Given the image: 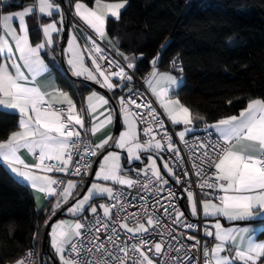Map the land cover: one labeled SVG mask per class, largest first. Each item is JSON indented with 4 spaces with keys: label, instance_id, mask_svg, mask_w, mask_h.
<instances>
[{
    "label": "snow or ice",
    "instance_id": "1",
    "mask_svg": "<svg viewBox=\"0 0 264 264\" xmlns=\"http://www.w3.org/2000/svg\"><path fill=\"white\" fill-rule=\"evenodd\" d=\"M126 3L127 0L114 3L95 0V7H89L80 0H76L75 14L101 39H104L106 38V19L109 16L119 19L120 10L125 8ZM59 7L53 0H38V3L23 7L21 11L0 16V26L4 33L0 35V56L6 57L5 62L0 63V107L19 114L18 130L11 132L7 139L0 140V163L16 177L30 183L33 189L45 193L46 197L57 196V203L52 210L53 215L56 209L61 207V199L65 203L68 202L77 184L69 180L61 190H58L54 186L63 185L64 182L53 178L48 173H68L74 153L79 154L80 159L73 165L72 175H80L82 169H90L91 163L84 162L85 158L96 157L110 142L115 148L127 150L129 162L140 160L139 153L142 151L153 150L159 155L165 148L174 153L181 163L183 162L179 149L175 146L172 136L164 129V123L160 120L156 109L151 104H139L134 99L125 102L123 97L120 103L126 130L118 133L117 136H108L95 146L90 143L83 144L81 152V133L77 130V126L83 129L84 120L77 112L72 98L67 92L59 88H51L50 85L45 87L37 80L38 77L49 72L48 64L41 57V50L46 45L52 44V34L61 29L57 28L56 22L43 25L44 41L33 45L29 39V29L25 19L33 13L35 8H38L39 13L51 16L53 10L58 11ZM14 20L19 22V31L13 25ZM62 22L63 17H61ZM88 39L91 47L86 51L91 63L95 66L94 71L85 67V50L81 49L76 38L72 37L68 49L71 57L67 63L73 75L84 76L101 83L94 74L98 73L99 77L103 78L101 87L109 90L116 87L111 82L113 76L120 78L121 81L131 82L132 77L118 63L115 67L119 68V71L107 72L102 69L99 61L107 60V57L103 55L104 50L92 37ZM17 54L19 62L15 58ZM117 54L123 55L118 50ZM127 59L125 57V60ZM158 59L159 56L152 60L154 70L145 82L171 123L184 125L183 130L175 135L188 148L195 175L201 177L198 187L202 192L207 188L220 193L213 199L200 202L204 217H224L229 221L255 220L261 225L260 234L264 235V99H251L239 115H231L219 119L214 124H206L205 131L208 134L205 139L201 141L197 138L193 145H189L185 137L193 131V115L190 109L178 99L170 98L169 87L175 85L177 80L168 73H158L155 70ZM9 60L10 65L7 62ZM108 63L111 65L113 61L109 60ZM175 64L176 61H173L174 66ZM10 67L15 70L14 73L10 71ZM127 67L132 69L135 65L129 62ZM52 68L57 75L62 71V68L54 62ZM23 69L27 70V74ZM161 82H164L167 87L158 88L156 85ZM49 88L51 90H48ZM129 91L131 92V89ZM88 101L89 113H95L97 108L108 103L103 96H98L95 92L88 97ZM54 104H60L62 107L54 108ZM130 104L135 105L136 109L145 108L146 112H133L128 107ZM140 121L146 125L143 132L148 137L143 143L140 142L137 134V123ZM112 122L111 113L105 116L104 120L94 117L92 127L87 131L95 135L100 128ZM153 125L163 132L161 139H156ZM213 133L216 135L215 140L211 138ZM22 150L32 154L35 163H26L20 155ZM147 159L148 165L141 170L148 177L147 182L122 175L121 156L114 151L108 152L103 157L100 170L95 173V176L98 180L111 181L113 184L128 188L140 186L145 192L158 195L163 191V185L168 184V180L161 175L157 161L151 155ZM163 167L169 175H175L167 161L164 162ZM206 169H213V171L209 175ZM139 174L138 172L137 175ZM187 174V172L184 173V175ZM154 183L157 187L153 189ZM176 183H180L178 177ZM185 191L191 207V215L197 216L198 201L191 190L185 189ZM204 195L207 197L211 193L204 192ZM96 196L107 197L116 202L99 206L103 210V219L97 214V207L89 204V201ZM174 198L175 193L169 191L167 199L171 201ZM142 199L146 201V197ZM124 200L123 192L114 191L112 187L93 183L87 189V195L78 200L68 211L73 215H81L87 205L94 215V221L91 223H82L80 220L61 221L52 226V247L58 254L61 264H129V261L131 264H157L153 256L159 259V264H190L193 258L188 252L184 253L186 262L183 258L171 257L164 251L163 235L160 242H152L151 245L149 240L144 238V234L161 226V219L156 215L155 206H153L154 210L149 212L145 203L140 206V213H127L121 217L120 212H126L128 206ZM156 203L160 204L159 200ZM160 207L165 215L172 218V223L196 229L195 224L184 222V213L175 204L170 203L168 206L160 205ZM113 209L117 210V220H112ZM141 216L146 223L141 222ZM106 221H111V224ZM129 221L132 222V226ZM117 225L119 229L132 234L129 239L139 236L138 242L129 245L126 240L121 241ZM82 230L90 235L85 236ZM101 231L110 233L106 242H100ZM256 232V229L249 227L225 228L217 219L211 227L204 228V235L214 237L216 243L210 248L207 246L203 248L202 264H237V261L240 264H264V242H257L254 239ZM167 234L171 235V232ZM188 239L196 241L192 248L200 245V240H197L195 236H188ZM107 245H111V248ZM174 250L180 253L181 248ZM66 251L75 255L65 256ZM148 253H152V256ZM30 258L31 253L17 260L15 264H29ZM197 264H200L199 260Z\"/></svg>",
    "mask_w": 264,
    "mask_h": 264
},
{
    "label": "trees",
    "instance_id": "2",
    "mask_svg": "<svg viewBox=\"0 0 264 264\" xmlns=\"http://www.w3.org/2000/svg\"><path fill=\"white\" fill-rule=\"evenodd\" d=\"M80 2L91 7L95 0ZM34 3L36 0L12 2L4 5L2 12ZM66 3L72 15L76 0ZM56 18L53 15L40 23ZM40 23L35 17L30 20L33 44L43 40ZM105 27L109 39L115 41V51L122 53L124 60L133 58L137 76L147 78L154 70L152 60L159 56L156 70L183 77V84L173 95L190 109L198 132L206 124L239 115L249 100L264 99V0H127L119 19L108 18ZM61 36L53 51L57 64L47 56L50 67L53 62L60 66ZM173 61L180 65L181 72H174ZM55 74L61 88L71 92L78 105L86 93L93 91L72 81L63 69ZM113 96L117 100L119 95ZM18 117L0 109V140L18 129ZM52 204L39 212L28 186L16 181L0 164V264H15L27 248L39 246ZM257 234L259 240L264 239L260 232ZM45 260L49 263L48 258Z\"/></svg>",
    "mask_w": 264,
    "mask_h": 264
},
{
    "label": "built area",
    "instance_id": "3",
    "mask_svg": "<svg viewBox=\"0 0 264 264\" xmlns=\"http://www.w3.org/2000/svg\"><path fill=\"white\" fill-rule=\"evenodd\" d=\"M57 2V0H56ZM70 19L72 21L76 22L74 20V16L70 15ZM89 37H92L96 43L104 50L103 55L107 57V60H100L99 63L102 66V69L107 70V72H115L119 71V68L115 67V64L118 63L121 67L125 69V71L132 77L131 82L124 80L121 81L118 77H111V80L119 84L121 87L118 88L119 93L121 95V98L123 97L125 102H127L129 99L136 100L139 104H151L153 108L156 109L157 113L159 114L160 120L164 123V129L167 130L168 134L172 136V140L175 144V146L179 149L180 157L182 158V163L180 160L177 159L176 155L172 152L167 151L165 148L164 151L160 152L163 156L164 160L168 162L169 166L173 169V173L175 175H169L166 172L161 170V175L164 177V179L168 180V184L163 185V191L159 192V194H149L148 192H145L142 187L137 186L133 188L123 187L118 184H113L114 191H122L125 197L124 202L128 205L126 212L121 211L120 216H124L127 213H140L141 212V205L146 203V206L149 209V212H152L154 210L153 206H155V212L156 215L160 217L161 219V226L158 229L151 230L149 233L144 234V238L149 240V244L151 245L152 242H160L161 236L163 235V240L165 242V248L164 251L168 253L171 257H181L187 262V258L184 257V253L188 252L189 256H191L193 259L191 260L190 264H197V260L200 261V264H202L203 261V248L205 246L212 247L214 246L215 239L214 237H207L204 235V228L210 227L207 224H205V219L203 218L200 202L203 199H213L214 196L219 195L220 193H215L211 189H204L203 192L198 187V184L201 180V177H197L195 175V170L192 168V161L189 159V150L185 146L183 142L179 140V137L175 135L177 133L176 127L171 124V121L168 119L166 114L163 112L159 102L155 100L156 98L151 93V90H149L147 83L145 82L146 78H141L140 76H137V73L132 69H129L127 67L126 61L117 54V51L109 45L108 43L97 39L96 36L92 35L91 33L88 34ZM86 49L91 47V43L85 44ZM88 56L87 51L85 52ZM113 61V64H109L108 61ZM174 72H181V67L178 64L173 65ZM131 89V92L129 91ZM121 99L119 100V110L120 114H123L121 112ZM62 107V106H61ZM66 107V106H64ZM128 107L133 112H146L145 108L136 109L135 105H128ZM59 109L60 107H54ZM141 132V138L143 141H146L148 137L144 135L143 129L146 127V125L140 121L138 122V125ZM154 134L156 135V139H161V136L163 135V132L157 128L155 125H153ZM207 132L205 129L203 131L196 132L185 139L187 140L189 145H193L197 138L199 140L203 141L205 137L207 136ZM213 140L216 139L215 133H213L212 137ZM80 140L82 141L81 145V152L83 151V144L90 143L92 146V141L90 140L89 134L87 133V130H84L81 133ZM80 159V155L74 153L73 155V162L69 166V172H53V176L58 179L62 180L64 183L63 185H56L58 190H61L63 186L67 184L69 180L76 181L79 184L86 180L85 177L90 173L91 168L88 170L82 169L80 175H72L71 172L74 170L73 165H75L76 161ZM94 157H86L84 162L93 164ZM83 163V162H82ZM199 163V161H197ZM146 166H140L136 167L131 171V179L138 180L141 182H147L148 177L144 174L143 169H145ZM208 174L210 175L213 169H206ZM140 173L137 175V173ZM187 172V175H184V173ZM150 175V173L148 174ZM180 179V183H176V178ZM153 189L157 187V185L154 183L152 185ZM185 189L191 190L195 198L198 201V214L197 216H192L189 212V209L187 207V192ZM172 191L175 193V198L169 201L167 199L168 192ZM204 192L211 193L210 196H205ZM142 197H146L145 199H142ZM159 200L160 204H157L156 201ZM116 203L114 200H110L109 198L105 199V201L101 202V204H107L111 205ZM175 204L177 208H179L180 211L184 213V222L185 223H193L196 225V229H189L182 227L179 224L172 223V218L168 215H165L163 213V209L160 207V205L168 206L169 204ZM116 209H113V215L112 220H117L116 216ZM171 211V209H169ZM102 219H103V211L98 210L97 213ZM94 221V215L92 213H87L84 215V217L81 219L82 223H91ZM109 224H111V221H106ZM141 222L146 223V220L141 216ZM130 226H132V222L129 221ZM117 229L120 235L121 241H127L129 245L132 243H137L139 240V236L134 237L132 239H129L132 234L126 233L123 229H119L117 225ZM214 231V229H212ZM84 231V230H82ZM171 232V235H168L167 233ZM109 232H103L99 233L100 235V242H106L107 236L109 235ZM84 235L88 236L90 233L87 231H84ZM188 236H195L197 240H200V245L197 248H192L191 246L195 244V240H189ZM173 237H175L173 239ZM86 242V241H85ZM109 248H111V245H107ZM171 246V247H169ZM181 248L180 253H177L174 249ZM147 249H145L146 251ZM29 253H31V258L29 264H49L45 258L43 259L40 256V249L39 246H31L26 249L24 254L22 255V258L26 257ZM150 256H152V253H148ZM65 256L69 255H75L70 253V251H66ZM154 260H157V264H159V259L157 257H152ZM129 264H131V261H129Z\"/></svg>",
    "mask_w": 264,
    "mask_h": 264
},
{
    "label": "crops",
    "instance_id": "4",
    "mask_svg": "<svg viewBox=\"0 0 264 264\" xmlns=\"http://www.w3.org/2000/svg\"><path fill=\"white\" fill-rule=\"evenodd\" d=\"M20 0H0V16H3V15H6V14H10V13H14V12H17V11H21L22 9H20V10H17V11H12V12H8V13H4V12H2V7L4 6V5H9V3H12V2H19ZM53 2L55 3V4H57V2H56V0H53ZM120 2V1H119ZM36 3H38V0H36ZM36 3H34V4H36ZM108 3H114V2H108ZM33 5V4H32ZM59 5V4H58ZM60 6V5H59ZM127 6V3H126V5H125V7ZM27 7V6H26ZM90 7V6H89ZM91 7H95V3H94V5L93 6H91ZM125 8H123V9H121L120 10V13H122V11L124 10ZM70 11V10H69ZM71 13V12H70ZM53 15H56L57 16V18L56 19H54V20H52V21H50V22H44V23H40V20H45V19H50ZM71 16H74V20H76V22L74 21H72V19H70V22H71V30L69 31V38H68V40H66L67 41V44H68V42H69V40L70 39H72V37L70 38V35H73V37H75L76 38V35L78 36V38H79V40H81L80 42H81V44H82V49H84L85 51H84V58H85V67H87L89 70H93L94 71V68H95V66L91 63V59L90 58H88L87 57V54L85 53L86 52V47H85V44H87V42L85 41V38H87V36H88V34L89 33H91L92 35H94V36H96L97 37V39H99V40H102V41H104V42H108L109 43V41H111V43H109V45H111V46H115V41L114 40H112V39H109V36H108V34H107V32H106V38H104V39H101L95 32H94V30L93 29H91L84 21H82L78 16H76V14H75V5L73 6V14L71 15ZM34 17H35V19H37L38 21H39V23H40V28L39 29H41V31H42V27H43V25H45V24H47V23H51V22H56V25H57V28L58 29H61L60 31H58V32H55V33H53L52 34V39H53V42H52V44L51 45H46L45 46V48L44 49H42L41 50V57L44 59V61H45V63L46 64H48V66H49V72L48 73H46V74H44L43 76H41V77H38L37 78V80H38V82L40 83V84H42V85H44L45 87H47L48 85H50L51 86V88H59V89H61V90H63V91H65L64 89H62L61 88V86H60V84L58 83V79H56L57 78V76H56V74H55V72H54V70H53V68L52 67H50V63H49V61H48V59H47V56H49V57H51L54 61H55V55L53 54L54 52L53 51H55V48L57 47V38L60 36V35H62V32H63V27H64V25H65V20H66V18H68L67 16H65V14H64V12H63V10H62V8H61V6L59 7V10L57 11V10H53V14L51 15V16H48V15H45V14H41V13H39V11H38V8H35L34 9V11H33V13H31V14H29L25 19H26V24H27V26H28V29H30V20L33 18L34 19ZM61 17H63V22L61 23ZM108 18H112V19H116V18H113V17H111V16H109ZM107 18V19H108ZM106 19V20H107ZM13 25L17 28V31H19V22H18V20H14L13 21ZM106 26V25H105ZM105 30H106V27H105ZM4 33H3V28H2V26H0V35H3ZM42 35H43V31H42ZM10 39V38H9ZM29 39H30V34H29ZM30 41H31V39H30ZM44 41V36H43V40L41 41V42H43ZM40 42V43H41ZM76 42H77V40H76ZM36 44V43H35ZM35 44H33V45H35ZM67 44H66V47H65V49H64V54L66 55V63H67V61H68V59L71 57V53L68 51V47H67ZM14 46V45H13ZM16 59H17V62H19V60H18V54L16 55V57H15ZM129 59H131L130 57H128ZM133 59V58H132ZM5 60H6V57H4V56H2V61H1V63H3V62H5ZM87 61H89V63L90 64H88V63H86ZM8 63H9V65L11 64V61L9 60V61H7ZM22 63V62H21ZM55 63L57 64V62L55 61ZM66 66H68V68L70 69V71L72 72V70H71V68H70V66L68 65V63H67V65ZM24 71H25V73L27 74V70L26 69H23ZM156 70V69H155ZM10 71H12L13 73H14V69H11V67H10ZM158 73H168V74H170V75H172L173 77H175L176 78V80H177V83L175 84V85H171L170 87H169V96H170V98H172V99H177V97H175V95H173L180 87H181V85L183 84V82H184V79H183V77L182 76H179V75H176V74H173L172 72H163V71H158V70H156ZM153 72V71H152ZM151 72V73H152ZM73 74V73H72ZM94 74H96L97 75V78L101 81V83L103 82V78L102 77H99V75H98V73H94ZM150 76V75H149ZM149 76L147 77V78H149ZM76 78H83V79H87L86 77H84V76H81V77H77L76 76ZM111 82L114 84V85H116V87H114L113 89H111L110 91L113 93V94H118L119 96L117 97V100H115V102H117V104H119V100L121 99V95H120V93H119V90H118V88H120L121 86L119 85V84H117L116 82H114V81H112L111 80ZM148 85V84H147ZM158 88H161V87H167V85L164 83V82H161L159 85H156ZM51 88H49L48 90H51ZM148 88H149V86H148ZM149 90H151L150 88H149ZM65 92H67L68 94H69V96L72 98V100H73V102L75 103V106H76V110H77V112L82 116V118H83V120H84V128L83 129H81V128H79V126H77V130L78 131H80V133H82L84 130H88V129H90L91 127H92V124H93V122H94V117H98L99 118V120H104L105 119V116H107L109 113H111V115L113 116V122L112 123H110V124H106L104 127H102V128H100L97 132H96V134L95 135H93L90 131H87V133L89 134V137H90V140L92 141V144H93V146H95L96 144H99L100 142H102L105 138H107L108 136H112L113 135V131H114V124H115V114H114V112H113V108H112V106H111V104H110V102H108L106 105H102V106H100L99 108H97V110H96V112L95 113H89V111H88V103H89V101H88V97L89 96H91V94L93 93V92H95L98 96H103L104 97V99H106L107 101H109L103 94H101L100 92H97V91H90V92H88V93H86L85 94V96H84V98H83V101L81 102L82 104L81 105H78V103H76L77 101H76V99H75V97L73 96V94L71 93V92H69V91H65ZM151 93H152V91H151ZM153 94V93H152ZM154 97L156 98V96L154 95ZM155 100H157V98L155 99ZM179 100V99H178ZM158 101V100H157ZM159 102V101H158ZM62 105H60V104H54V107H61ZM162 108V107H161ZM0 109L1 110H5V111H8V112H12V113H15V114H17L18 116H19V114L18 113H16V112H14L13 110H7V109H3L2 107H0ZM162 110H163V112H164V109L162 108ZM104 113V115H100V113ZM165 113V112H164ZM167 116V115H166ZM19 118V117H18ZM97 123L99 122V121H96ZM193 122H194V119H193ZM121 124H122V128H121V132L124 130V129H126V127H125V125H124V115L123 114H121ZM172 124V123H171ZM214 124V123H213ZM174 125V124H173ZM175 127H176V131H177V133L179 132V131H182L183 130V128H184V125H182V124H179V125H174ZM192 128H193V131L191 132V133H189L188 135H186V137H188V136H190V135H192V134H194V133H196V132H198V128H196L195 126H194V124L192 125ZM205 129V128H204ZM18 130V129H17ZM17 130H15V131H17ZM139 137H140V139H141V141L142 142H144L143 141V139L141 138L142 136H141V132H140V128H139ZM178 137V136H177ZM185 137V138H186ZM125 149H119V148H116L115 150H113V151H115V152H117V153H124L123 151H124ZM108 154V153H107ZM106 154V155H107ZM20 155H21V158L22 159H24L25 160V162L26 163H28V164H33V163H35V160H34V158H33V156H32V154H30V153H27L26 152V150H22L21 151V153H20ZM124 155V154H123ZM149 155H151L152 157H155L156 159H157V163H158V167L160 168V171L162 170V171H164V172H166L167 174H168V172L163 168V164L161 163L162 162V160L161 159H163L164 160V158H163V156L161 155V153H159V155H157V153L155 152V151H153V150H149L148 151V153H143V156H142V158H143V161H142V163L138 166V167H140V166H146L147 165V162H148V159H147V157L149 156ZM103 162V159L101 160V162L100 163H102ZM128 159H127V156L126 155H124V156H122L121 157V165H122V168H123V171H122V175H125V176H127V177H129V178H131V171L134 169V167H131L132 165H129L128 164ZM2 166H3V164L2 163H0ZM138 164V163H137ZM99 166H98V169H97V172H98V170L100 169V164H98ZM136 168V167H135ZM4 169H6L11 175H12V177H14L15 178V180L16 181H19V182H22V183H24L26 186H28V188L31 190V193H32V195H33V197H34V200H35V206H36V208H37V210L39 211V212H42L47 206H48V204H50V202H52L53 204L52 205H55L56 203H57V199H58V197L57 196H47L46 197V195H45V193H42V192H39L38 190H36V189H33L32 187H31V185H30V183H28L27 181H23L21 178H18V177H16L15 176V174L14 173H11V171L9 170V169H7L5 166H4ZM48 175H50V176H52L53 178H55L54 176H53V173H48ZM96 177V176H95ZM94 178V177H93ZM95 179V178H94ZM74 182H76V181H74ZM94 182V181H93ZM93 182L91 183V185L93 184ZM76 184H77V187H78V185H79V183L78 182H76ZM91 185H90V187H91ZM54 187H56V185L54 186ZM77 187H76V189H77ZM108 187H112L113 188V184H111V185H109ZM76 189H74V190H76ZM74 190H73V193H74ZM87 193V192H86ZM86 195V194H85ZM97 200L96 202H94V204L92 203L91 205H93V206H95V207H97V209L98 210H101V211H103L99 206L101 205V202H103V201H105V199H107V197H94L93 198V200ZM206 199V198H205ZM205 199H203V200H205ZM60 202H64L62 199H61V201ZM201 212H202V215H203V211H202V207H201V210H200ZM87 213H91V211H90V209L88 208L86 211H85V213L83 214V215H81V216H78V217H76V218H74V217H70L69 216V214L68 215H66L65 214V217H63V220H65V221H68V222H73V221H76V220H80L81 221V219L84 217V215H86ZM203 218L205 219V222H206V224L208 225V226H212L215 222H216V220L218 219L219 221H220V223L225 227V228H232V227H249L250 229H256L257 230V232H256V234L254 235V239H256V241L257 242H261V241H259V239L257 238V236H258V232H260V228H261V226L258 224V222L257 221H255V220H249V221H229V220H227L226 218H224V217H204V215H203ZM216 243V241L214 242V244ZM50 246H52V245H50ZM51 248H53V247H51ZM54 250V249H53ZM65 254V253H64ZM224 254H228V253H224ZM53 255H55V253L53 252ZM56 257H57V255H55ZM59 258V257H58ZM237 264H240V262L239 261H237Z\"/></svg>",
    "mask_w": 264,
    "mask_h": 264
},
{
    "label": "water",
    "instance_id": "5",
    "mask_svg": "<svg viewBox=\"0 0 264 264\" xmlns=\"http://www.w3.org/2000/svg\"><path fill=\"white\" fill-rule=\"evenodd\" d=\"M57 4H59L65 14L68 18L65 20V25L62 28V36L61 40L58 45V54H59V62H60V67L63 69V71L71 78L72 81L75 82H81L85 85H87L91 90L100 92L103 94L110 102L113 112L115 114V124H114V131L112 136H117L118 133L121 132V114L119 110V106L117 102H115L114 96L112 92L106 88V87H101V83H97L95 81L89 80V79H82V78H74L72 74L70 73L69 69L66 65L65 62V55L63 54L64 49L66 47L68 37H69V31H70V11L68 9L66 0H57ZM115 150V147L111 146V142L108 146H105V149L100 150V153L94 157L93 159V164L91 165V171L87 175L86 180L80 183L77 187L76 190H74V193L71 197H69V200L67 203L63 202L61 203V207L56 209L55 214L53 215L52 210L49 212L48 216L46 217V221L43 226L42 234H41V239H40V244H39V249H40V256L44 258H48L50 264H60L58 258L53 255V252L51 251V246L49 243V236H50V229L52 226L63 216H65L66 211L71 208L72 206L75 205V203L82 199L83 196L86 194L87 189L90 188L91 183L94 181L95 173L97 172L98 169V164H100L101 160L103 157L109 152Z\"/></svg>",
    "mask_w": 264,
    "mask_h": 264
},
{
    "label": "rangeland",
    "instance_id": "6",
    "mask_svg": "<svg viewBox=\"0 0 264 264\" xmlns=\"http://www.w3.org/2000/svg\"><path fill=\"white\" fill-rule=\"evenodd\" d=\"M71 37H73V35H70V38ZM69 38V37H68ZM89 35L87 36V38H85V41L87 42V44H89L90 43V41H89ZM71 40V39H70ZM69 40V41H70ZM76 40H77V43L80 45V47L82 46V44H81V40H79V38H78V36L76 35ZM106 43H108V42H106ZM109 44V43H108ZM67 47L69 48V42H68V44H67ZM81 49H82V47H81ZM64 54V53H63ZM65 55V54H64ZM65 62H66V55H65ZM129 62H133V60L132 59H129L128 60V62L127 63H129ZM87 63V62H86ZM66 65H67V63H66ZM65 65V66H66ZM68 67V66H67ZM69 69V68H68ZM69 71H70V69H69ZM71 72V71H70ZM72 73V72H71ZM72 76H74V78H76V76L75 75H73L72 74ZM83 79V78H82ZM137 125H138V123H137ZM126 129H124L123 131H125ZM122 131V132H123ZM137 134H138V138H139V140H140V142H142L141 141V139H140V137H139V126H137ZM143 143V142H142ZM116 149V148H115ZM110 152V151H109ZM115 152V151H114ZM124 153H119L120 154V156L122 157V156H124V155H126L127 156V159H128V153H127V150L125 149L124 151H123ZM143 153H148V151H142V152H140L139 153V155H140V160H133V161H131V162H128V164L129 165H134V164H141L142 163V161H143V158H142V156H143ZM124 154V155H123ZM156 161H157V159L155 158V157H153ZM162 160V164H164V162H165V160H163V159H161ZM129 161V160H128ZM148 163L149 162H147V165H148ZM146 165V166H147ZM157 166H158V163H157ZM164 168V167H163ZM100 170V169H99ZM98 170V171H99ZM166 170V169H165ZM167 171V170H166ZM95 179H94V182L93 183H98V184H101V185H104V186H109V185H111V184H113L111 181H103V180H98L96 177H94ZM120 186H123V187H127V186H124V185H120ZM86 195H87V193H86ZM98 197V196H97ZM99 197H101V196H99ZM105 198V197H104ZM83 199V198H82ZM203 201V200H202ZM201 201V202H202ZM92 202H93V199L92 200H90L89 201V204L91 205L92 204ZM76 204V203H75ZM93 206V205H92ZM72 207H74V206H72ZM187 207H188V209H189V212L191 213V207H190V205H189V203L187 202ZM90 209V207H88L87 205L85 206V211L87 210V209ZM85 211L81 214V215H83L84 213H85ZM91 211V210H90ZM66 215H68L69 214V216L70 217H74V218H76V217H78V216H81V215H73L72 213H70L68 210L66 211V213H65ZM61 221H65V220H63V218H61V219H59L54 225H56V224H58V223H60ZM206 224V223H205ZM53 225V226H54ZM51 231H50V245H52V235H51V233H52V228L50 229ZM259 241H261V242H264V239H261V240H259ZM52 247V246H51ZM52 250L54 249V248H51ZM53 252L55 253V255H57V258L59 257L58 256V254L56 253V251H55V249L53 250ZM58 260H59V262H60V264H61V261H60V259L58 258Z\"/></svg>",
    "mask_w": 264,
    "mask_h": 264
}]
</instances>
